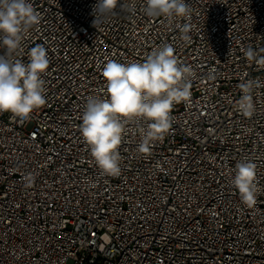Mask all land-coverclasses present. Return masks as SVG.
Returning a JSON list of instances; mask_svg holds the SVG:
<instances>
[{
	"label": "built area",
	"instance_id": "built-area-1",
	"mask_svg": "<svg viewBox=\"0 0 264 264\" xmlns=\"http://www.w3.org/2000/svg\"><path fill=\"white\" fill-rule=\"evenodd\" d=\"M29 2L42 20L18 58L46 48L47 103L26 121L0 114V264H264V191L249 208L232 185L251 161L264 189V64L244 55L264 57V0H186L172 23L138 2L96 27L98 0ZM164 44L196 74L190 101L148 153L125 135L121 173L105 176L79 132L87 97L103 96L107 59L143 62Z\"/></svg>",
	"mask_w": 264,
	"mask_h": 264
},
{
	"label": "clouds",
	"instance_id": "clouds-1",
	"mask_svg": "<svg viewBox=\"0 0 264 264\" xmlns=\"http://www.w3.org/2000/svg\"><path fill=\"white\" fill-rule=\"evenodd\" d=\"M148 17H163L168 23L187 19L191 8L186 0H98L93 14L96 27L101 19L116 15V9L133 13L137 3ZM41 15L29 0H0V114L26 121L46 105V81L50 57L46 48L36 44L27 52V62L18 58L24 53L25 36L41 23ZM182 39L189 40V25H176ZM249 62L264 64L252 48L244 50ZM106 82L103 96L89 95L79 132L90 150L94 164L105 176L121 173L120 145L129 132L138 133L137 151L146 154L153 142L162 140L171 128V111L175 105L191 98L194 70L181 64L170 44L154 48L143 62H118L107 59L101 67ZM213 79L211 73L208 76ZM243 92L241 110L251 116L253 82L240 85ZM136 124L137 128L129 125ZM233 187L240 200L251 208L264 189L259 186L256 164L240 161L235 165Z\"/></svg>",
	"mask_w": 264,
	"mask_h": 264
}]
</instances>
